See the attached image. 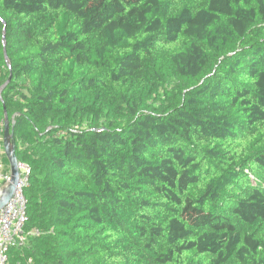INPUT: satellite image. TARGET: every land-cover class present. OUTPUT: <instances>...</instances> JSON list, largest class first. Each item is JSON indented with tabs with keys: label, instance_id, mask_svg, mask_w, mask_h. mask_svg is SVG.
I'll list each match as a JSON object with an SVG mask.
<instances>
[{
	"label": "trees",
	"instance_id": "1",
	"mask_svg": "<svg viewBox=\"0 0 264 264\" xmlns=\"http://www.w3.org/2000/svg\"><path fill=\"white\" fill-rule=\"evenodd\" d=\"M9 76L6 264H264V0H0Z\"/></svg>",
	"mask_w": 264,
	"mask_h": 264
},
{
	"label": "built area",
	"instance_id": "2",
	"mask_svg": "<svg viewBox=\"0 0 264 264\" xmlns=\"http://www.w3.org/2000/svg\"><path fill=\"white\" fill-rule=\"evenodd\" d=\"M3 127V126H2ZM2 138L0 139V186L8 180L3 157ZM29 170L20 166L19 183L11 200L0 210V264H6V252L11 247H22L26 243L23 227L26 222L23 189L28 186Z\"/></svg>",
	"mask_w": 264,
	"mask_h": 264
},
{
	"label": "water",
	"instance_id": "3",
	"mask_svg": "<svg viewBox=\"0 0 264 264\" xmlns=\"http://www.w3.org/2000/svg\"><path fill=\"white\" fill-rule=\"evenodd\" d=\"M11 77L7 79L4 85L0 88V93L3 88L10 82ZM4 120L2 127V147L5 158L9 167V178L0 186V210L3 209L6 204L11 200L16 187L19 183L20 176V164L17 162L15 156V143H14V124H9L7 116L5 114L4 105Z\"/></svg>",
	"mask_w": 264,
	"mask_h": 264
}]
</instances>
